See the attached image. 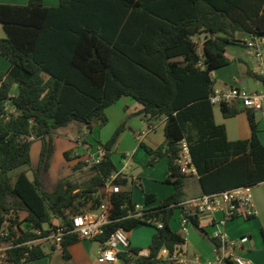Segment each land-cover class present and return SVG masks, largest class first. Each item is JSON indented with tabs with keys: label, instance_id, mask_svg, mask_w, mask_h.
<instances>
[{
	"label": "trees",
	"instance_id": "1",
	"mask_svg": "<svg viewBox=\"0 0 264 264\" xmlns=\"http://www.w3.org/2000/svg\"><path fill=\"white\" fill-rule=\"evenodd\" d=\"M0 24L6 34L0 39V56L10 62L6 72L0 71V243L14 237V226L29 227L13 239L17 245L36 239L35 231L45 235L49 228L69 226L72 216L98 209L104 199L99 189L117 171L111 151L122 125L108 141L98 143L104 157L89 167L90 175L80 185L64 178L48 192L41 188L40 172L48 167L53 130L70 123L89 132L100 128L107 123L105 109L123 97L141 105L138 114L145 121L164 119V142L156 148L143 142L139 146L149 157L148 165L166 158L164 182L173 192L146 218L129 217L134 211L129 191L111 195V222L97 241L104 242L117 228L154 229L147 255L130 248L118 255L120 264H172L159 254L166 250L169 257L185 243L170 228L177 210L205 233L197 215L180 206L184 179L192 176L180 173L176 164L182 139L202 194L264 183V145L255 111L235 101L220 103L224 118L245 112L251 130L248 139L228 141L224 126L214 123L209 101L214 85L210 74L228 64L225 49L236 44L235 32L264 40V0H59L56 7L28 0L23 6L0 4ZM202 33L208 38L200 56L192 38ZM6 105L14 112L5 110ZM29 138L41 142L31 178ZM127 183L125 178L115 180L121 188ZM153 202L154 195H144L145 205ZM78 241L69 235L59 245L64 258L67 247ZM48 247L54 245L11 248L6 262L38 260L47 256Z\"/></svg>",
	"mask_w": 264,
	"mask_h": 264
},
{
	"label": "crops",
	"instance_id": "2",
	"mask_svg": "<svg viewBox=\"0 0 264 264\" xmlns=\"http://www.w3.org/2000/svg\"><path fill=\"white\" fill-rule=\"evenodd\" d=\"M58 1L59 0H42V3L45 7H56L58 5ZM27 2L28 0H0V4L21 6L26 5ZM234 36L237 40L236 44L229 45L225 49V56L228 60V64L212 71L210 74L211 79L214 82L213 88L224 90L228 87H238L240 89H245L242 87L245 80L249 77L254 78V75L259 76L262 80H264V44L254 41L255 46L248 47L246 45V41L249 40V35L237 31ZM5 37L6 34L0 24V39ZM207 38L208 35L205 33L192 38L200 56L203 53L202 44ZM257 53H260L261 58L256 56ZM9 66L10 62L0 56V71L6 72L9 69ZM260 71H262L263 74H260ZM254 80L257 81L256 78H254ZM261 82L264 85V81ZM16 93L17 86L15 84L11 90V94L15 95ZM124 99L130 100L127 101L130 103L129 105L125 102L126 110L131 111L132 114L143 119V117L138 114L142 108L141 105L129 97H123L119 100ZM240 106L241 105L239 104V107ZM107 109L108 108H106L105 111ZM254 111L256 121H258V138L260 143L264 145V127L263 129H260L259 127V123H263L264 126V108L262 106L261 110ZM212 114L214 123L216 125L224 126L226 139L228 141L245 140L250 137L251 130L245 112H240L234 117L224 118L221 114L219 106L214 105L212 107ZM143 120L145 121V119ZM145 127L146 130L144 131H132V139L137 142L134 138V134L143 132L145 134L143 135L141 142L151 148L160 146L164 142V119L162 118L158 121H146ZM136 144L139 148H141L138 143ZM116 145L117 144H114L112 149L115 150ZM133 153L136 155L137 151L134 150ZM120 155L122 162L126 155L124 153ZM120 168L121 166L116 169L119 170ZM158 168L159 170L155 172ZM147 172H149V174H146L147 176L145 177L140 178L139 175H137V177H131L130 190L125 186L122 187V191L125 190L131 193L132 202L135 205H139L144 208H154L159 205L161 200L173 192V187L164 182L167 172L166 158L164 157L158 160L156 165ZM190 177H192L191 179L196 180V189L194 193H189L186 189L185 183L183 186L184 201L202 194L196 176L192 175ZM122 178L129 181L124 174ZM135 185L141 187L142 194L135 189ZM145 194L154 195L155 202L145 205ZM251 197L254 215L251 218H245L242 215H238L232 219L225 220L220 228L226 234L229 241L233 242L241 238H246L247 241L243 245L237 246L236 252L239 256L249 260L252 264H264V250L261 235V232L264 233V183L257 184L251 188ZM176 212L177 222L175 224L170 223V228L179 233L185 239V243L180 248L179 253L189 259L197 257L202 262L213 259V246L210 243L209 238H211L216 231V223L223 220V214L217 212L212 215H197L198 227L202 228L205 232L202 233L198 230V228L193 227L189 220L185 225H182L181 221L183 215L179 210ZM91 241L92 240H79L78 242L68 246L66 249L68 258H64L62 256L61 248L58 249L59 246L54 245V248H47L46 257L25 262L23 264H99L96 262V256L100 249V243L98 241H92L97 245L95 247L94 244L90 243ZM141 252L147 253L143 250ZM159 258L161 259V257Z\"/></svg>",
	"mask_w": 264,
	"mask_h": 264
},
{
	"label": "built area",
	"instance_id": "3",
	"mask_svg": "<svg viewBox=\"0 0 264 264\" xmlns=\"http://www.w3.org/2000/svg\"><path fill=\"white\" fill-rule=\"evenodd\" d=\"M254 41L264 44L262 38H253L250 36L249 40L246 41V45L248 47H254ZM256 56L261 58L260 53H257ZM259 73L263 74L262 71ZM209 101L213 106H219L221 102L227 103L235 101L244 108L261 110L264 103V93H250L238 87H228L224 90L213 88L209 96ZM5 110L9 113L14 112L9 105H6ZM144 134L143 132L134 134V138L138 144L141 142ZM178 148L176 164L180 169V173L195 175V169L191 163L188 146L184 139L178 143ZM92 152L93 155L87 158L89 167L99 164L105 154V150L101 146H97ZM130 161V156L126 155L123 158L122 167L116 172H113L104 182L102 186V195L104 199L98 209L86 210L83 213L72 216L69 226L57 225L49 228L45 235H41L40 231H35L38 235L36 239L28 240L17 245L13 244V239L18 238L19 234L22 231L28 230L29 227L26 224H21L19 227L14 226V237L0 243V264H8L6 262V252L17 246H27L30 249L37 244L59 246L69 235H74L78 240L97 241V237L103 234L104 227L111 222L109 219L112 210L111 195L122 192V188L115 184V180L120 177L122 178L123 174L130 169ZM251 188L250 186H239L218 193L201 194L200 196L180 203V206L183 207L189 215H212L217 212L223 214V220L216 223V231L211 237L216 240L218 244L217 246L212 245L214 252L213 259L202 262L197 257L189 259L179 252L168 257L166 250H162L159 257H161V259H168L172 264H252L249 260L239 256L236 252L237 246L243 245L247 241L246 238H241L233 242L229 241L226 234L220 228L225 220L232 219L238 215H242L245 218H251L254 215L251 201ZM150 210L151 208H144L134 204V211L129 217L146 218L151 213ZM148 222H151V220H148ZM187 222L188 220L183 216L181 221L182 225H185ZM156 226L161 228L162 224L157 222ZM2 236L7 237V232L4 231ZM98 242L100 243V249L96 256V262L99 264H118V255L130 249L128 236L122 228H117L111 232L104 242ZM139 255L146 256L147 253L140 252Z\"/></svg>",
	"mask_w": 264,
	"mask_h": 264
},
{
	"label": "rangeland",
	"instance_id": "4",
	"mask_svg": "<svg viewBox=\"0 0 264 264\" xmlns=\"http://www.w3.org/2000/svg\"><path fill=\"white\" fill-rule=\"evenodd\" d=\"M246 91L264 93V85L261 81H255L254 78H247L242 85ZM130 101L128 99L118 100L112 104L105 111L107 117V123L100 128H93L91 132L84 128V126L77 123H70L66 127L53 130L51 134V154L48 159V167L46 170H41L40 181L41 188L45 191L51 192L57 183L64 179L69 178L74 183L80 185L89 177V163L87 158L93 155L92 150L99 144L108 141L114 134L116 129L123 126V131L119 134L116 140V149L111 151V160L116 168L122 167L121 155L124 153L130 156V169L124 173L129 179L126 188L130 190L131 177L147 176L150 169L154 165H148L149 157L145 154L142 148H139L133 139L132 131L146 130L144 121L141 117L134 115L131 111H127L125 108V102ZM130 103L127 102V105ZM217 107V106H216ZM215 107V108H216ZM264 108V103H263ZM260 129H263V123H259ZM32 140L30 147V168L27 169V175L31 178L32 172L36 170L39 160V152L41 148L40 140ZM134 148V149H133ZM137 151L134 155L133 151ZM68 153L67 157L64 153ZM21 169L14 171L12 174H16ZM159 168L155 171L157 172ZM192 177H186L184 184L186 183V189L189 193H194L196 189V180ZM191 179V180H190ZM136 183V182H135ZM134 183V184H135ZM188 183V184H187ZM135 189L142 194L141 187L135 185ZM103 193V189H99V194ZM158 206V205H157ZM21 218L24 217V213H20ZM177 222V212L174 213L171 223ZM47 228V225L44 226ZM154 233V229L148 226L139 225L133 230L126 232L130 242V248H138L143 251H147V246L151 240V236ZM89 241V240H88ZM97 246L94 242H90ZM60 249V246L58 247ZM190 255V254H189ZM164 264V263H159Z\"/></svg>",
	"mask_w": 264,
	"mask_h": 264
}]
</instances>
